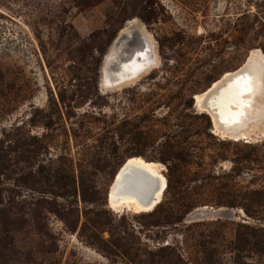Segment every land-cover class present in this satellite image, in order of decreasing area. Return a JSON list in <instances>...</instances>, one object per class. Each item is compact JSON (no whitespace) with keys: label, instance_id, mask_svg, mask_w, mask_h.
Returning a JSON list of instances; mask_svg holds the SVG:
<instances>
[{"label":"rangeland","instance_id":"rangeland-1","mask_svg":"<svg viewBox=\"0 0 264 264\" xmlns=\"http://www.w3.org/2000/svg\"><path fill=\"white\" fill-rule=\"evenodd\" d=\"M132 19L158 63L102 89L119 77L108 49ZM255 50L264 56V0H0V139L40 143L28 160L12 153L4 203L26 210L49 200L77 218L69 230L42 213L56 251L46 254L31 228L17 234L18 249L41 264H264V121L248 139L228 138L194 100ZM258 83L242 94L254 110L264 109ZM131 156L166 178L149 212L107 203ZM41 166L65 182L45 187ZM199 210L207 214L190 217Z\"/></svg>","mask_w":264,"mask_h":264},{"label":"bare ground","instance_id":"bare-ground-1","mask_svg":"<svg viewBox=\"0 0 264 264\" xmlns=\"http://www.w3.org/2000/svg\"><path fill=\"white\" fill-rule=\"evenodd\" d=\"M108 51L112 52L119 77L110 83H101L102 89L133 83L158 63L154 41L136 19L130 20L118 31ZM258 78L261 79L260 84ZM255 82L258 85L253 91L264 89V56L258 50L252 51L236 70L225 72L203 93L195 94V105L209 114L214 126L228 138L248 139L251 131L261 126L257 124L259 126L255 127L253 123L264 121L263 106L254 110L249 103H242L243 92L254 86ZM241 104L244 105L243 110ZM223 124L226 128H223ZM123 163L116 172V181L110 187L109 197L107 194L108 206L112 210L120 206L133 208L134 212L151 211L160 202L167 186L165 176L156 168L159 165L140 156L128 157ZM121 186L128 191H139L141 195L138 196V192L135 196L122 192Z\"/></svg>","mask_w":264,"mask_h":264},{"label":"trees","instance_id":"trees-1","mask_svg":"<svg viewBox=\"0 0 264 264\" xmlns=\"http://www.w3.org/2000/svg\"><path fill=\"white\" fill-rule=\"evenodd\" d=\"M5 142L6 141L3 139H0V178L2 175L6 176V173L10 170V166L12 165L10 162L13 160L11 155L13 152L18 153V155L22 157V161H25L30 157L37 155L40 149V143L35 140V137H30L29 139L18 137L13 141V145H5ZM122 163L118 166V168L122 165ZM42 168L43 166L40 168V171H42L41 176L43 177V182L42 180L41 182L45 187L52 189L58 182H65L64 177L63 179L62 177L57 178L55 175H51V173L44 177ZM169 169L171 172H174L177 170V167L176 165H172ZM50 176H54L53 181H51ZM1 185L2 180L0 179V264H41L42 261L38 262L39 260H37L36 256H34L31 249L26 252H21L18 249L17 234L24 231L26 228H31L32 233H34V235L41 241L40 243L43 246L42 250L46 254H51L56 251L57 241L55 240L54 235L51 234L45 227V221H43V219H45V215L42 216V218L40 215L44 212L57 213L61 217L62 221H64V223L69 227V230L74 229L77 218L70 221L68 219V215L70 214L69 209L64 210V206L62 204H58L57 206V204L49 200H46L45 205H38L39 207H28L24 210V206H20V208L18 207L16 209L14 206H11L13 205L11 203H4L3 191L7 189ZM60 187L62 189L59 190L60 192L57 195L66 197L68 191L64 188V184H61ZM46 191L54 194L52 192L53 190ZM16 204L19 203L17 202ZM229 205L233 206V203L230 202ZM38 217L40 218L37 219ZM100 224L101 222L97 218L91 220L89 226L92 228V233H95L94 231L97 230L96 226Z\"/></svg>","mask_w":264,"mask_h":264},{"label":"water","instance_id":"water-1","mask_svg":"<svg viewBox=\"0 0 264 264\" xmlns=\"http://www.w3.org/2000/svg\"><path fill=\"white\" fill-rule=\"evenodd\" d=\"M114 61V60H113ZM210 110H211V112H213L214 113V111L210 108ZM215 114V113H214ZM220 120V119H219ZM223 126V128H226V126L223 124L222 125ZM124 163H122V165H123ZM122 165L120 166V167H122ZM119 167V168H120ZM116 177H117V173H115V175L113 176V179H112V182H111V184H110V186H109V190H108V197H109V192H110V187H111V185L116 181ZM117 188V187H116ZM120 190L122 191V192H126V193H129V194H132V195H134L136 192H138V196H140L141 195V193L139 192V191H136V190H133V191H128L127 189H125V188H123L122 186H121V188H120ZM135 196V195H134ZM212 214H216V213H221V212H219V210H216L215 212H211ZM204 214L206 215L207 214V212L204 210H199V211H196V212H194V213H192L191 214V216L190 217H194V218H201L202 216H204Z\"/></svg>","mask_w":264,"mask_h":264}]
</instances>
